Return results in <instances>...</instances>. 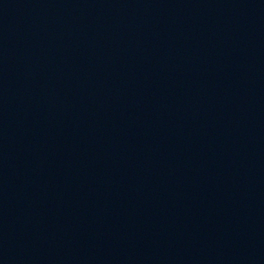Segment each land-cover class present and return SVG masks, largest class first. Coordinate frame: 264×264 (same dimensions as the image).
I'll use <instances>...</instances> for the list:
<instances>
[{"label":"water","instance_id":"water-1","mask_svg":"<svg viewBox=\"0 0 264 264\" xmlns=\"http://www.w3.org/2000/svg\"><path fill=\"white\" fill-rule=\"evenodd\" d=\"M0 264H232L0 36Z\"/></svg>","mask_w":264,"mask_h":264}]
</instances>
